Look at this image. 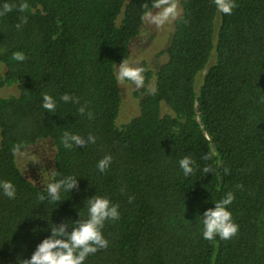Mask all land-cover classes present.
<instances>
[{"label":"trees","instance_id":"1","mask_svg":"<svg viewBox=\"0 0 264 264\" xmlns=\"http://www.w3.org/2000/svg\"><path fill=\"white\" fill-rule=\"evenodd\" d=\"M235 3L226 15L214 0L178 1L165 60L140 63V112L120 127L115 66L129 60L153 0H0V87L18 88L0 98V180L16 187L14 199L0 194V264L30 258L49 223L80 219L97 194L119 205L120 218L106 222L109 245L85 264H264V0ZM64 92L79 103L61 101ZM45 93L57 101L52 113ZM85 104L91 119L78 111ZM65 131L96 141L65 149ZM40 141L54 147L55 179L78 177L59 203L18 166ZM105 155L111 166L99 172ZM185 155L196 162L188 177ZM228 191L238 232L204 239L197 216Z\"/></svg>","mask_w":264,"mask_h":264},{"label":"clouds","instance_id":"2","mask_svg":"<svg viewBox=\"0 0 264 264\" xmlns=\"http://www.w3.org/2000/svg\"><path fill=\"white\" fill-rule=\"evenodd\" d=\"M215 7L219 13L231 15L236 7L235 0H214ZM25 5H21V10ZM153 9L156 11L154 12ZM4 12L8 11L7 5ZM180 15L178 0H153L152 8L143 13V19L155 24L163 25L171 20H175ZM26 22V20L24 21ZM21 27L17 24V28ZM16 59L22 60L23 55L16 54ZM145 68L138 61L124 59L118 66L116 65L115 79L118 83L131 82L136 88L145 85ZM154 91L153 89H149ZM60 100L64 103H79V99L74 95L64 92L60 95ZM56 99L45 93L42 96V107L52 113L56 108ZM87 105L81 106L78 111L81 115L86 113ZM89 119L92 112L87 111ZM96 137L89 134L87 137L65 131L61 142L65 149L75 147H85L89 143H95ZM113 157L105 155L96 163L99 172L106 171L112 163ZM203 159H207L204 156ZM179 168L185 177L194 173L196 162L191 155H185L178 161ZM227 171V170H226ZM203 172L208 173L207 166ZM49 182L43 184V191L47 192V202H61L62 194L70 192L78 187V177L67 175L60 179H55L56 173L49 172ZM241 188V185H237ZM0 194L9 199L16 197V187L10 180H0ZM45 197L41 196V200ZM235 200L233 191L226 192L219 200L214 201V207L206 209L202 216L197 218L202 222V236L204 239L213 240L219 237L222 240H229L238 232L239 225L234 221L230 205ZM86 215L80 211V219L69 220L67 223L59 225L49 223L50 235L42 239L36 245L30 258L19 259L18 264H85L87 257L97 251L107 248L109 241L104 236V226L108 221H116L120 218L119 205L113 203L108 197L95 195L88 197L84 201ZM35 231V230H34Z\"/></svg>","mask_w":264,"mask_h":264},{"label":"rangeland","instance_id":"3","mask_svg":"<svg viewBox=\"0 0 264 264\" xmlns=\"http://www.w3.org/2000/svg\"><path fill=\"white\" fill-rule=\"evenodd\" d=\"M171 22L172 20L159 26L147 22L143 32L130 45L129 61L146 62L151 69H156L162 64L165 56L160 55L170 40L172 32ZM211 60L212 64L213 59ZM3 72L4 68L0 66V75ZM203 74L197 79V90L201 86ZM120 87L122 91V103L117 125L122 127L132 118L138 116L141 100L135 96V93L142 87L138 89L131 82L120 83ZM16 94H18L16 85L0 87V98ZM54 155L55 150L52 143L50 141H40L27 150L20 152L17 156V162L24 176L37 186L43 188V184L49 182V172H54Z\"/></svg>","mask_w":264,"mask_h":264}]
</instances>
